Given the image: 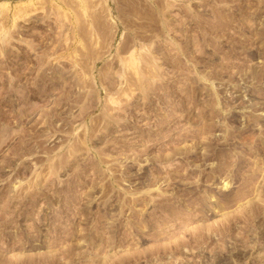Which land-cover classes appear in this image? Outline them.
Returning <instances> with one entry per match:
<instances>
[{"label": "rangeland", "instance_id": "374dc122", "mask_svg": "<svg viewBox=\"0 0 264 264\" xmlns=\"http://www.w3.org/2000/svg\"><path fill=\"white\" fill-rule=\"evenodd\" d=\"M0 264H264V0H0Z\"/></svg>", "mask_w": 264, "mask_h": 264}]
</instances>
